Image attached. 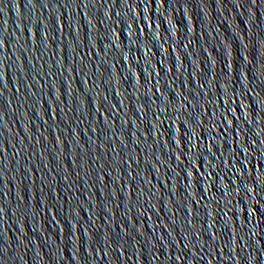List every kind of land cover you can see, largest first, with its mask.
Listing matches in <instances>:
<instances>
[{"label":"water","instance_id":"95a60500","mask_svg":"<svg viewBox=\"0 0 264 264\" xmlns=\"http://www.w3.org/2000/svg\"><path fill=\"white\" fill-rule=\"evenodd\" d=\"M0 264H264V0H0Z\"/></svg>","mask_w":264,"mask_h":264},{"label":"snow or ice","instance_id":"6c2138e0","mask_svg":"<svg viewBox=\"0 0 264 264\" xmlns=\"http://www.w3.org/2000/svg\"><path fill=\"white\" fill-rule=\"evenodd\" d=\"M185 247H187V245H185Z\"/></svg>","mask_w":264,"mask_h":264}]
</instances>
